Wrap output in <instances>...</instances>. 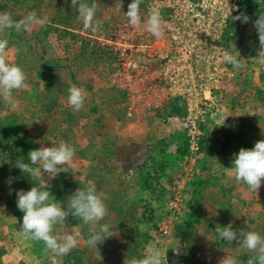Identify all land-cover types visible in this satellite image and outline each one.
Instances as JSON below:
<instances>
[{"label":"rangeland","instance_id":"374dc122","mask_svg":"<svg viewBox=\"0 0 264 264\" xmlns=\"http://www.w3.org/2000/svg\"><path fill=\"white\" fill-rule=\"evenodd\" d=\"M95 2L101 27L92 32L76 21L70 0H0V12L10 13L13 20L32 11L48 18L46 25L33 26L31 31L0 30V39L8 40L6 59L24 71L27 85L13 91L15 106L7 104L4 113L16 117L18 138L34 141L37 149L60 142L75 149L69 172L51 180L44 177L53 199L62 197L58 204L66 206L67 198L89 181L97 185L98 195L107 196L104 202L108 215L98 222L97 231L100 224L107 223L112 236L98 243L97 249L86 244L89 226L71 216L65 224L57 225L53 234L73 233L79 228L81 243L72 251L82 264H125V260L141 258L149 243L166 254L164 264H219L227 255L238 264H246L243 257L252 254L237 249L235 241L230 245L220 240L214 229L231 223L233 230L256 231L264 236V179L258 193L235 181L226 162L237 144L231 139L227 142L224 134L241 132L254 144L264 140V66L256 62L260 48L253 25L264 11V0L249 1L253 10H248V21L240 20L230 46L225 47L242 67L234 69L226 63L230 78L223 88L212 89L217 106L204 125V156L192 168L184 163L187 150L174 157L186 133L175 118L166 117L169 107L163 111L149 108L136 100L135 88L116 85L112 81L116 68L112 54V59L97 60L90 56L84 41L98 43L96 37L101 30L110 31L128 21L125 13L132 0H122L121 8V0ZM147 2L142 0L141 13ZM145 16L144 12L141 21ZM64 28L70 32L61 39L59 30ZM156 43L163 42L159 39ZM39 71L60 81L52 98L45 92L46 75L40 76ZM71 86L85 91L80 111L66 106ZM16 160L8 152L0 153V186L5 190L0 192V264H71V252L55 255L45 250L43 242L28 239L21 232L23 213L17 208V196L12 194L16 186L10 175L17 168ZM151 161L167 164L154 193L144 189L139 168ZM32 179L24 191L38 186ZM191 197L199 213L190 209ZM147 207L154 208L155 227L147 219ZM120 216L132 219L137 226L132 231L121 228ZM183 220L193 233L187 248L175 233Z\"/></svg>","mask_w":264,"mask_h":264},{"label":"clouds","instance_id":"9594fccd","mask_svg":"<svg viewBox=\"0 0 264 264\" xmlns=\"http://www.w3.org/2000/svg\"><path fill=\"white\" fill-rule=\"evenodd\" d=\"M67 3L68 0H65ZM71 7L76 10V21L83 25L85 31L96 32L100 30L101 22L96 19L97 3L93 0H70ZM142 0H132L128 5L125 16L128 23L137 27L141 25L140 5ZM122 0L119 5L121 8ZM233 21L243 19L248 21V17L241 14L232 16ZM48 23L47 17H38L35 11L29 12L26 17L16 21L10 13L0 12V30L5 28L13 29L17 33L31 31L33 26H44ZM144 28L152 36L159 38L163 34V21L160 13L151 10L143 21ZM258 34L260 50L256 55V62L264 66V11L253 22ZM8 50V40L0 39V98L6 104L15 106L13 91L27 87L26 75L24 71L15 64L9 63L6 59ZM223 61L232 65L234 69L242 67L239 59L225 52ZM42 84H44L41 81ZM85 91L76 86L68 89L66 106L73 111H80L85 101ZM75 156V149L65 142L51 147H40L28 153L29 162H24L18 158L15 167L22 173L38 181V186L31 187L30 190L20 189L16 191L17 208L23 213L21 232L26 238L43 242L45 250L55 255L64 256L77 248L81 243V233L79 228H75L73 233L53 234L57 225L66 223V219L71 216L84 225L89 226V236L86 244L97 249L98 243H103L105 238L111 237L110 225L100 224L97 231L98 222L104 220L108 215L105 204L107 196L98 195L97 185L89 181L86 186L78 188L67 198L66 206L53 202V196L48 190L50 185L44 179H54L61 172H69L68 165L71 164ZM236 182L243 183L247 187L258 193L262 179H264V140L255 142L251 149L241 148L238 154H234L233 166L228 168ZM74 173H79L78 168H73ZM214 231L219 239L232 245L235 241L237 249L246 250L252 255L248 258L247 264H264V236L256 231H236L232 224L226 227L217 225ZM176 252L179 249L174 250ZM166 254L154 244L146 245L145 253L141 258L125 260V264H164ZM219 264H238V261L231 256H226L219 261Z\"/></svg>","mask_w":264,"mask_h":264},{"label":"built area","instance_id":"2783aa9c","mask_svg":"<svg viewBox=\"0 0 264 264\" xmlns=\"http://www.w3.org/2000/svg\"><path fill=\"white\" fill-rule=\"evenodd\" d=\"M147 3L142 9L144 19L151 10L160 13L161 37L153 39L145 30L143 19L141 26L133 27L124 21L110 31L101 30L97 42L114 57L112 81L121 87L135 88L137 101L161 111L168 110L167 102L172 97L182 102V113L167 111L165 115L168 119L175 118L185 131L184 163L192 168L204 156V125L217 106L212 89L223 88L231 75L223 61L227 51L221 39L228 17L239 3L238 0H148ZM143 13L140 12L141 19ZM159 39L162 44L156 43Z\"/></svg>","mask_w":264,"mask_h":264},{"label":"trees","instance_id":"16d2710c","mask_svg":"<svg viewBox=\"0 0 264 264\" xmlns=\"http://www.w3.org/2000/svg\"><path fill=\"white\" fill-rule=\"evenodd\" d=\"M249 1L250 0H238V3H239L238 9L236 11H233L228 17L227 28L221 39V42L227 48L230 46L229 41L232 40L233 34L235 33V30L238 27L239 22H240V20L233 21L232 16L234 17V16H238L241 14L248 16V10L249 9L253 10ZM92 2L93 0H90V3ZM69 32L70 31H68L66 28L59 30L60 38L66 39ZM84 41L86 45L89 46L88 50H89L90 56L95 57V59L97 60H101V58L103 57L104 58L109 57L112 59V56H113V55L111 56L112 53L105 46H102L96 42L93 44L92 43L90 44L89 41L87 40H84ZM83 50H85V48H83ZM113 60H114V57H113ZM38 74L42 77H44L43 75H46L45 92L48 93V95L52 98L53 90L56 86L59 87L60 81L58 80L57 77H54V75H51V77H48L50 76V73L43 74L42 71H39ZM167 104H168L170 113L180 114L183 112L182 102L178 100L177 97H172L171 99H169ZM6 106L7 104L4 102L2 98H0V114L1 113L4 114V117L0 116V130H3V135L0 137V153L2 154V153L8 152V155L13 156L14 159L22 158L24 162H29L28 153L33 149H37V144L30 139L22 140L18 138V135H17L18 125L16 123V117L15 116L10 117L13 115L8 116L6 113H4V111L6 110ZM3 118L6 121H4ZM224 134L226 135V138H229V139H226L227 142L230 139L235 140L237 144V149L234 154H238L241 148L251 149L254 147L253 141L248 140L244 136V134L241 132H235L231 134L229 132H225ZM186 150H187V146H186V139H185L182 147L176 149L174 153V157L175 155L183 154ZM234 154L230 156L226 162V165L230 168L233 166ZM166 166L167 164L164 163L163 161H160L159 163H156L155 161H151V162L144 163L141 167H139L140 171L142 172L141 174L143 176L144 189L147 192L149 193L155 192L156 187L160 185L161 174L163 173ZM10 175H11V180L13 181V185L16 186L14 187L12 191V194L14 196H16V191H18V189H25L28 183L33 180L32 177H30L28 174L22 173L19 168L14 169L10 173ZM0 192L2 193L5 192L4 187L1 188L0 186ZM62 200L63 199L61 196L60 197L57 196L53 199V202L57 203ZM195 205H196V201L191 197L190 209L194 210L195 213H199L198 210L195 208ZM146 215H147V219L151 221L152 227H155L156 223L153 220L154 208L147 207ZM119 223H120V227L124 228L125 230L127 229V231L128 230L132 231L134 226L135 227L137 226L136 223L132 219L125 218L123 216L119 217ZM188 225L189 223L186 220H183V222H180L175 229V233H176V237L178 238V241L185 248L189 247L190 237L193 234L192 230L189 229L190 227ZM136 231L137 230L135 229V232ZM85 235L88 238L89 232ZM70 258L73 259L71 264H82L81 259L76 255L74 251H71ZM243 258H244L243 260L247 264V260L249 257L246 256Z\"/></svg>","mask_w":264,"mask_h":264},{"label":"crops","instance_id":"0c3cea01","mask_svg":"<svg viewBox=\"0 0 264 264\" xmlns=\"http://www.w3.org/2000/svg\"><path fill=\"white\" fill-rule=\"evenodd\" d=\"M147 113H149V114H150L151 112H150V111H148ZM136 121H139V120L137 119ZM140 122H141V121H140ZM145 122H146V121H145ZM142 124H143V123H142ZM145 124H146V123H145ZM227 168H229V167H227ZM228 170H229V169H228Z\"/></svg>","mask_w":264,"mask_h":264}]
</instances>
